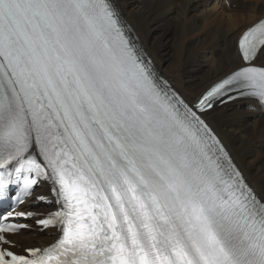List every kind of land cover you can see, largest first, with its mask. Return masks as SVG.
<instances>
[{
  "label": "snow or ice",
  "instance_id": "1",
  "mask_svg": "<svg viewBox=\"0 0 264 264\" xmlns=\"http://www.w3.org/2000/svg\"><path fill=\"white\" fill-rule=\"evenodd\" d=\"M236 49L189 105L112 0H0V264H264V198L202 118L264 106V17ZM45 182L55 210L16 212ZM40 215L54 243L12 239Z\"/></svg>",
  "mask_w": 264,
  "mask_h": 264
},
{
  "label": "bare ground",
  "instance_id": "2",
  "mask_svg": "<svg viewBox=\"0 0 264 264\" xmlns=\"http://www.w3.org/2000/svg\"><path fill=\"white\" fill-rule=\"evenodd\" d=\"M112 3L147 53L154 71L188 104H193L210 85L237 66L236 43L241 31L264 17V0H112ZM230 4L236 5V9ZM202 118L250 187L264 198L262 108L251 101H237L215 107ZM36 193L47 192L42 188ZM14 240L44 246L51 237L22 232Z\"/></svg>",
  "mask_w": 264,
  "mask_h": 264
},
{
  "label": "rangeland",
  "instance_id": "3",
  "mask_svg": "<svg viewBox=\"0 0 264 264\" xmlns=\"http://www.w3.org/2000/svg\"><path fill=\"white\" fill-rule=\"evenodd\" d=\"M236 7H237L236 5H233V6H232V9H236ZM233 103H235V102H233ZM231 104H232V103H231ZM228 105H229V104H228ZM35 246H36V245H35Z\"/></svg>",
  "mask_w": 264,
  "mask_h": 264
}]
</instances>
